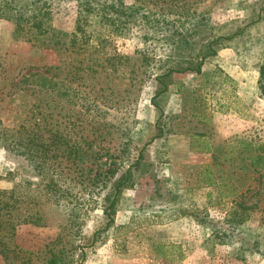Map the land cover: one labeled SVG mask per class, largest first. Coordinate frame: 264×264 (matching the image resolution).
I'll return each mask as SVG.
<instances>
[{
    "label": "rangeland",
    "instance_id": "rangeland-1",
    "mask_svg": "<svg viewBox=\"0 0 264 264\" xmlns=\"http://www.w3.org/2000/svg\"><path fill=\"white\" fill-rule=\"evenodd\" d=\"M4 1L0 132L39 118L55 127L64 143L54 173L79 209L66 227L64 207L44 201L47 176L0 148V190L40 183L26 195L42 216L14 236L0 230V264H264V0H123L157 23L116 32L90 20L83 52L33 32L28 42L7 17L30 25L47 9L51 28L70 33L76 0ZM209 43L216 54L201 74L173 72L159 87L156 76L196 68ZM90 146L108 150L118 175L134 164L106 229L101 210L89 209Z\"/></svg>",
    "mask_w": 264,
    "mask_h": 264
},
{
    "label": "trees",
    "instance_id": "trees-1",
    "mask_svg": "<svg viewBox=\"0 0 264 264\" xmlns=\"http://www.w3.org/2000/svg\"><path fill=\"white\" fill-rule=\"evenodd\" d=\"M76 2L78 4V13L74 28L70 33H57L51 28V25L48 23L50 21V17L48 16L50 15L47 9H44L42 17L36 18L30 25H28L29 20L22 19L21 13L19 16H16V14L12 12L13 14L7 17L16 26L15 32L19 29L21 31V37H26V41L28 42L32 41L28 36L32 35L33 32L38 37L48 39L49 41H56L54 43L60 44L61 47L64 46V48L71 50L77 49V51L81 50L82 52L91 40V33L86 29V27L91 24L90 20L111 27L112 31L116 32L125 30L128 25L136 21L138 22V20L144 25L151 22L153 19L157 23L153 12L144 10V12L139 14L140 6L135 4L127 5L123 0H76ZM0 6L3 11L5 8L8 9V7L10 10L12 9L9 3L4 0L0 2ZM24 22L26 25L23 24ZM33 29H35V32ZM56 34L60 36V40H58L59 36ZM206 48L207 52L200 58V62L197 64L196 68H178L176 70H168L164 74L156 76V79L159 81V87H162V79L173 72L195 73L196 75L201 74L202 62L216 54V49L213 48L210 43L206 45ZM49 71L50 69H47L46 73H49ZM263 74L262 68L260 70V78H262ZM47 75L48 74H46V77L42 76V80L47 84V88H50L53 78ZM38 77L41 79L40 76ZM165 90L166 86H163L159 92H164ZM54 128L50 125L41 126L39 118L30 125L23 124L19 126V128L13 132L7 130H1L0 132V139H2L0 148H3L9 153H14L17 156H27L28 159L33 161L34 165H36L34 167L36 175L41 178L42 176L43 178L47 176V182L42 185V189H40V183L24 180L21 184L14 185L10 190H0V230L5 231V236L6 234L9 237L14 236L16 227L20 224H38L42 219L41 212L37 207L36 209L34 208V211H31L32 208H30V205H38V200H30V198L27 197L26 189L29 185L36 186V188L32 190L34 195L39 189L44 190V201L50 200L52 204L64 207L66 211V227L70 224L72 225L74 220L78 218L76 212L79 209L78 200L72 197L70 193L71 188L66 186V183L59 182L57 174L54 173L56 168L55 163H57L58 146L64 143L61 142V135L58 131L53 130ZM160 135L161 133L158 136ZM203 147H205V145H203ZM205 150H207L206 152H210V149L207 147ZM62 153H64V150ZM74 156L80 161L78 155L75 154ZM88 157L90 163L88 169V185L91 191L89 202L92 205L89 209L90 211L97 208L101 210L99 219H104L106 221V229L113 223V215L123 189L128 185L130 186L132 181L131 170L134 164L129 165L124 173L118 175V164L116 160L111 159L112 155L109 154L108 150L104 152L101 149L96 150L94 147L90 146ZM139 157L140 156H138V159ZM104 158L106 160L104 164H102L101 160ZM252 161L261 163L263 158L258 155L253 157ZM50 173H52V175H49ZM96 188H99L98 190L101 192L95 196ZM36 189L38 190L36 191ZM36 197H38V195L35 196V199H37ZM28 211L30 212L29 214ZM66 227H64L63 230L66 229ZM96 234L97 231L93 234L92 242L95 241ZM1 238L5 237L0 234V241L1 244H3ZM56 258V256L52 257L51 264L57 262Z\"/></svg>",
    "mask_w": 264,
    "mask_h": 264
}]
</instances>
